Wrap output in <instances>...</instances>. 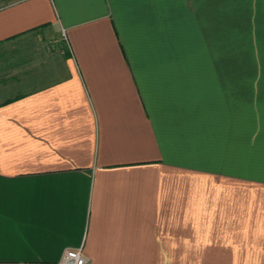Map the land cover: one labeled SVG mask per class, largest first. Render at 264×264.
I'll return each instance as SVG.
<instances>
[{
    "label": "crops",
    "instance_id": "crops-1",
    "mask_svg": "<svg viewBox=\"0 0 264 264\" xmlns=\"http://www.w3.org/2000/svg\"><path fill=\"white\" fill-rule=\"evenodd\" d=\"M35 32L70 50L0 90V264H264V0L0 8Z\"/></svg>",
    "mask_w": 264,
    "mask_h": 264
},
{
    "label": "rangeland",
    "instance_id": "rangeland-1",
    "mask_svg": "<svg viewBox=\"0 0 264 264\" xmlns=\"http://www.w3.org/2000/svg\"><path fill=\"white\" fill-rule=\"evenodd\" d=\"M21 0H0V8ZM67 41L35 32L15 43L0 46V90L15 95V86L30 75L60 69V61L69 52ZM13 86V87H12Z\"/></svg>",
    "mask_w": 264,
    "mask_h": 264
},
{
    "label": "built area",
    "instance_id": "built-area-1",
    "mask_svg": "<svg viewBox=\"0 0 264 264\" xmlns=\"http://www.w3.org/2000/svg\"><path fill=\"white\" fill-rule=\"evenodd\" d=\"M56 264H90L89 259L84 255L83 249H67L60 261Z\"/></svg>",
    "mask_w": 264,
    "mask_h": 264
}]
</instances>
